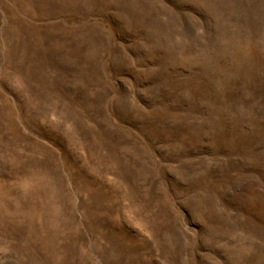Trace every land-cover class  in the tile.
Instances as JSON below:
<instances>
[{"label": "rangeland", "instance_id": "1", "mask_svg": "<svg viewBox=\"0 0 264 264\" xmlns=\"http://www.w3.org/2000/svg\"><path fill=\"white\" fill-rule=\"evenodd\" d=\"M0 264H264V0H0Z\"/></svg>", "mask_w": 264, "mask_h": 264}]
</instances>
